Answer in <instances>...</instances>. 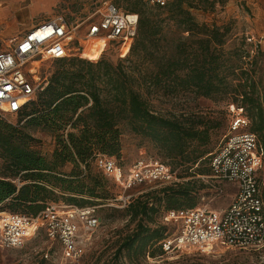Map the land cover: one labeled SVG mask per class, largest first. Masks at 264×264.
<instances>
[{
    "label": "trees",
    "instance_id": "trees-1",
    "mask_svg": "<svg viewBox=\"0 0 264 264\" xmlns=\"http://www.w3.org/2000/svg\"><path fill=\"white\" fill-rule=\"evenodd\" d=\"M213 5L211 0H173L165 7L155 5L156 11H150L143 0H130V8L125 10L138 13L140 18L127 57L121 58L112 43L96 62L79 56L55 59L70 66L54 71L47 86L24 104L16 114L24 123H10L0 116V156L10 169L8 176H0V210L15 213L22 210L35 217L55 203L49 202L51 185L97 197L103 180L91 171L85 178L87 168H91L98 153L119 154L122 125L149 139L166 159L178 166L190 169V165L201 160L207 152L200 147L207 144L210 130L218 123L208 124L196 113L164 116L143 96V88L161 86L171 92L191 89L206 97L231 94L239 102L237 110L248 117L249 129L258 136L264 151L263 79L256 78L253 65L246 68L238 63L245 56L242 47L234 52L224 50L230 28L200 24L191 12L194 7ZM167 19L172 25L169 22L164 25ZM112 48L117 50V61L108 58ZM35 130L54 135L57 147L52 161L33 149L36 138L31 131ZM214 152L207 153L210 166ZM68 162L76 168L82 166L80 172L64 173L73 179L83 177L82 185H74V180L54 173L58 166ZM167 165L175 172L174 167ZM86 179L90 183H85ZM24 180L31 183L22 185L20 182ZM261 188L264 199V180ZM193 190L190 182L180 181L154 191L152 197L147 193L132 198L124 212L136 225L122 237L115 253L117 259L124 251L133 264L145 263L147 255L163 256L166 251L161 242L170 235L165 222L157 220L163 200L166 212L191 208L197 206L191 196ZM182 198L187 199V206L180 202ZM69 200L85 207L84 200L77 197ZM154 264L177 263L162 260Z\"/></svg>",
    "mask_w": 264,
    "mask_h": 264
},
{
    "label": "built area",
    "instance_id": "built-area-1",
    "mask_svg": "<svg viewBox=\"0 0 264 264\" xmlns=\"http://www.w3.org/2000/svg\"><path fill=\"white\" fill-rule=\"evenodd\" d=\"M143 1L165 7L173 0ZM139 18L138 13L106 1L83 16L58 15L36 24L0 51V116L18 114L41 89L38 73L43 60L79 56L96 62L112 43L121 58L127 57L138 33ZM87 51L92 57H85ZM249 123L248 117L236 110L211 156L212 173L207 177L213 182L208 180L209 185L219 196L227 190L225 183L231 184L235 188L231 202L222 209L197 205L168 210L164 218L180 223L178 230L161 242L166 252L190 248L204 251L218 245L238 250L264 246V151L258 136L247 129ZM94 163L105 176L120 183L123 208L133 198L129 191L137 185L165 186L181 180L157 158L140 157L124 168L116 157L98 153ZM96 213L97 206L56 203H50L35 217L0 212V247L20 248L43 229L60 245L66 258L79 261L86 252L88 234L101 223Z\"/></svg>",
    "mask_w": 264,
    "mask_h": 264
},
{
    "label": "rangeland",
    "instance_id": "rangeland-1",
    "mask_svg": "<svg viewBox=\"0 0 264 264\" xmlns=\"http://www.w3.org/2000/svg\"><path fill=\"white\" fill-rule=\"evenodd\" d=\"M111 1L122 9L130 8V0H17L16 5L11 9L13 0H3L1 2L0 16L3 26H0V33L6 29L10 30L13 26L14 36L23 33L25 27L31 26L39 20L52 18L58 15L67 17H78L89 14L96 6L103 2ZM214 5L207 8L194 7L191 9L195 20L209 26L217 25L220 27L230 28L229 39L224 45L225 51L234 52L237 47L245 50V56L238 61L246 68L253 65L255 76L264 81V0H211ZM150 11H156L154 5L145 3ZM172 21L168 19L164 25ZM27 23V26L25 25ZM168 25V24H167ZM167 30V27H165ZM83 30V29H82ZM187 35V33H185ZM7 38L0 37V48H5ZM88 52V51H87ZM87 54V53H86ZM108 58L117 61L118 55L116 48L108 52ZM234 58L233 56H231ZM83 58V57H82ZM129 64V62H125ZM69 64H63L55 59H46L40 63L38 76L40 77L42 91L48 84L51 75L58 68L69 67ZM101 85H104L103 83ZM143 96L150 102L153 109L164 116L184 113H196L204 117L208 124L218 123L217 127L210 130V138L207 144L200 147L208 154L214 152L221 142L223 136L228 131L232 117L238 107L239 102L233 99L231 94H218L212 97H206L197 94L194 90L171 92L165 87L152 88L150 90L143 88ZM4 120L22 124L19 115H7L2 117ZM248 130L249 126L247 127ZM121 149L119 154L114 155L118 162L128 168L140 157L147 159L157 158L171 167H174L181 183L190 182L192 189L191 196L194 197L196 205H207L211 208H225L232 200L233 189L231 184H226L227 190L224 195L216 196L211 189L209 182H213L211 175L210 160L206 155L196 164L190 165V169L178 166L166 159L163 151L156 147L149 139L133 133L128 126H121ZM36 138L33 142V149L37 150L48 160H53L54 151L57 144L54 135L48 131L35 130L31 131ZM87 168L93 175L102 178L103 187L98 189V196L91 197L89 194H80L79 192L71 193L62 187L55 185L49 186L52 190L49 202H55L59 205L75 204L69 200L71 197L86 201L82 206H97V215L100 217V225L97 229L88 234L86 242V252L79 261H71L66 258L60 245L51 241L43 229H39L27 242L20 248L0 247V264H133L129 262L127 252L117 259L115 255L122 237L130 232L136 225L131 222L129 216L125 214L124 208L121 207L123 200L120 196L124 191L117 181L105 176L95 165L91 164ZM82 166L75 167L68 162L65 165L57 167L55 174L61 177H67L68 180H74V185H82L84 178L73 179L65 176L64 173L80 172ZM58 172H61L58 174ZM10 169L7 161L0 156V176H8ZM19 178L16 179L19 182ZM209 180V182H208ZM22 185L31 183V180L20 182ZM85 183H90L86 179ZM224 184V185H225ZM164 185L159 184H142L133 187L129 192L133 198L147 195L161 189ZM187 206V199L182 198L180 201ZM189 203V201H188ZM78 205V204H75ZM80 206V205H79ZM166 202L157 215V220L167 226L168 233L173 235L179 228V220L168 221L164 218L166 212ZM10 210H0V212H9ZM20 214L27 215L22 210L17 211ZM29 216V215H27ZM169 235V236H170ZM48 254V256H46ZM160 258V259H158ZM162 260L176 262L177 264H264V246L258 249L238 250L226 248L222 245L215 246L210 250L190 249H173L164 253L161 257H151L147 255L145 263H160Z\"/></svg>",
    "mask_w": 264,
    "mask_h": 264
},
{
    "label": "crops",
    "instance_id": "crops-1",
    "mask_svg": "<svg viewBox=\"0 0 264 264\" xmlns=\"http://www.w3.org/2000/svg\"><path fill=\"white\" fill-rule=\"evenodd\" d=\"M1 2H3V0H0V8H1ZM16 2H17V0H13V3H12V5L10 6V8L12 9L15 5H16ZM7 15V14H6ZM6 15L4 16V17H1L0 16V26L2 27L3 26V23H2V19H4V18H6ZM46 19H48V18H45V19H42V20H39V21H37L36 23H33L31 26H29V27H25L24 28V30H22L23 31V33L22 34H20V35H18V36H14L15 34H14V29H15V27L13 26L10 30H8V29H6L5 31L3 30L1 33H0V37L1 38H3V39H5V38H7V40H5L6 42V47L5 48H0V51H2V50H6L8 47H9V45H11V44H13L14 43V41H16L19 37H21L23 34H25L29 29H31L32 27H34L36 24H38V23H40V22H42V21H44V20H46ZM26 26H27V23L25 24ZM232 189H233V195L232 196H234V192H235V188L233 187V186H230ZM233 198V197H232Z\"/></svg>",
    "mask_w": 264,
    "mask_h": 264
},
{
    "label": "bare ground",
    "instance_id": "bare-ground-1",
    "mask_svg": "<svg viewBox=\"0 0 264 264\" xmlns=\"http://www.w3.org/2000/svg\"><path fill=\"white\" fill-rule=\"evenodd\" d=\"M86 53H87V54H89V55H90V57H92V55H91V53H90L89 51H88V52H86ZM86 53H85V54H86ZM85 57H86V56H85ZM88 58H89V57H88Z\"/></svg>",
    "mask_w": 264,
    "mask_h": 264
}]
</instances>
